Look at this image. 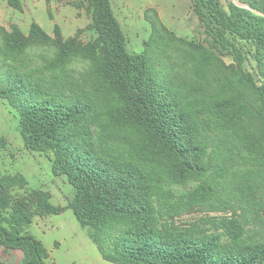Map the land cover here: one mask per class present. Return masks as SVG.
Instances as JSON below:
<instances>
[{
    "label": "trees",
    "instance_id": "trees-1",
    "mask_svg": "<svg viewBox=\"0 0 264 264\" xmlns=\"http://www.w3.org/2000/svg\"><path fill=\"white\" fill-rule=\"evenodd\" d=\"M240 1L249 8L192 0L208 41L171 37L188 47L201 89L212 91L202 102L203 109L210 107L207 114L161 77L162 65L151 55L160 25L153 23L156 36L145 51L131 54L112 0H88L96 39L87 44L65 39L59 26L53 37L37 23L28 35L0 28L7 66L0 99L18 113L26 148L49 156L55 176H66L75 189L62 208L43 191L13 199L11 190L25 188L27 179L0 177V249L21 252L20 264H47L48 250L26 230L36 217L72 210L114 264H264V238L252 233L246 207L243 215L234 211L189 227L177 223L183 214L211 206L218 187L226 189L236 175L226 170L235 158L212 173L211 133L235 136L234 153L252 155L243 161L263 169L264 183V0ZM9 4L22 8L19 0ZM34 47L53 55L34 66ZM228 56L230 64L223 60ZM76 62L86 64L79 76L71 73ZM174 186L186 193H175ZM252 192L242 189L245 199ZM256 214L260 218L264 207Z\"/></svg>",
    "mask_w": 264,
    "mask_h": 264
},
{
    "label": "rangeland",
    "instance_id": "rangeland-1",
    "mask_svg": "<svg viewBox=\"0 0 264 264\" xmlns=\"http://www.w3.org/2000/svg\"><path fill=\"white\" fill-rule=\"evenodd\" d=\"M220 1L225 7L229 2H233L249 8L248 4L240 0ZM19 3L22 8L17 10L10 6L9 0H0V28L11 31L13 27H18L28 35L32 24L37 23L52 37L55 27L59 26L65 39L77 37L85 44L96 39V33L90 27L92 12L88 0H19ZM112 6L126 35L127 49L131 54L143 53L146 43L156 36L153 23L160 25L158 42L151 50V55L162 65L161 77L177 86L191 103H201L199 113L207 114L210 107L203 109L202 102L203 99L209 100L212 91L201 89L193 61L188 55V47L171 40V37H177L188 43L208 41L194 11L192 0H112ZM2 43L0 33V45ZM168 44L171 48L164 53L160 48ZM52 55L51 50L42 47L30 50L34 66H41L43 58ZM223 60L230 64L232 57L228 56ZM3 61L4 57L0 55V82L5 81L7 77V66ZM85 69L86 64L76 62L71 67V73L79 76ZM18 123V113L5 100L0 99V177L22 175L27 179L28 185L25 188L11 190L13 199L29 198L33 192L43 191L50 193V202L54 206L65 208L74 197L75 189L69 184L66 176H55L49 156L26 148L18 131ZM215 127L216 125L212 124L211 128ZM209 137V151L215 165L212 173L216 168L225 169V159L235 158V162L226 170L236 172V175L231 178L233 182L226 189H223L222 185L218 187L219 191L211 206L183 214L177 219V223L185 227L195 223L202 224V220L209 217H232L234 211L240 215L241 207H246L243 214L250 218L249 225L254 228L252 233L264 238V214L260 218L256 214L257 209L264 207V183L261 179L263 169L253 168V162L243 161L244 158L252 157L247 152L243 151L244 158L234 153L233 145H239L238 139H233L235 136L225 140V134L216 131ZM208 179L212 184L217 183L213 174H210ZM238 181H242L239 188L236 186ZM242 189L253 190L250 194L252 202L250 198L243 197ZM173 190L179 195L186 193L184 189L175 186ZM201 227L208 229L209 224L204 223ZM89 233V229L80 225L74 212L66 210L60 215L36 217L25 234L34 236L44 244L50 254L47 264H114L102 257ZM21 260V252L0 249V264H20Z\"/></svg>",
    "mask_w": 264,
    "mask_h": 264
}]
</instances>
